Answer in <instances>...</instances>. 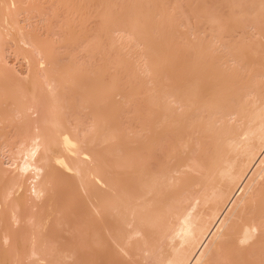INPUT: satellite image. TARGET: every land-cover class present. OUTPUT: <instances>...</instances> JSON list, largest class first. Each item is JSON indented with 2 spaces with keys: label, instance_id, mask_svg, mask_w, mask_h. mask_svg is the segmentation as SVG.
Instances as JSON below:
<instances>
[{
  "label": "bare ground",
  "instance_id": "bare-ground-1",
  "mask_svg": "<svg viewBox=\"0 0 264 264\" xmlns=\"http://www.w3.org/2000/svg\"><path fill=\"white\" fill-rule=\"evenodd\" d=\"M40 1L0 0V130H2L0 132H3V134L0 133V139H3L0 150V158L3 160L0 163V219L6 213L12 221V226L18 227L22 222V208L28 203L26 210L28 213L25 217L27 219H24L26 222L28 220L27 223L32 229H29L28 240L27 237L25 238L27 244L23 251V262L65 264L74 259L72 257L77 250H82L84 253L85 248H87V261L92 259L90 262H93L99 257L101 260L103 256L106 258L110 249L114 247H116L113 249L114 253L120 249L126 252L123 255L127 257L129 250L126 251V248L128 247L130 251L132 250L129 254L132 255L134 252L138 255L139 253L140 264L141 261L142 264H264V65L248 66V63L252 62H247L248 58L256 55L260 47H264V0H225L226 8L221 5V0L219 5L217 4V13L212 14L214 18L208 16L212 19L208 18L206 22L203 19L205 24L199 31L200 35L192 41H184L186 43L183 44L181 53H175L172 47L174 54L167 57V62L164 60L165 55L160 51L166 40L164 43L162 41V44L158 41L157 44L154 41V35L152 36L156 31L160 33L158 30L166 21L162 18L155 24V15L158 14L155 13V9L159 12L155 7L157 0H142L146 1V4L137 1L134 5L126 4V2L123 4L122 1V4L117 5L118 3L112 2L114 0H70L72 9L68 8V0L65 1L68 4L66 3L67 6H64V9L66 7L68 11L70 9L72 16L80 13L81 23L86 21L84 20L86 15V18L90 17L88 12L102 9V11L98 10L100 13L98 11L95 13L100 26L99 34L96 30L98 35L95 34V38L90 37L91 40L94 39L93 43L89 44L92 47L89 48L92 49L91 52L102 50L101 41L105 39L109 42L110 48L115 46L117 51H121L123 45L126 48L128 46L138 48L139 45H143L145 50L143 58L146 56L150 61L142 63L145 67L144 73L149 75L151 82H149L151 87H149L148 110L144 112L141 119H144L143 125L140 123L143 131L131 137L129 130L128 134L131 138L128 135L123 138L120 137L118 129L115 130L117 126L114 129L110 125L107 134H103L104 130L99 132L97 129L98 131L93 133V142L90 139L91 146L95 143L92 148L88 144L90 142L88 135L86 136L88 141L81 137L79 141L77 131L74 133L78 138L72 133L76 128L74 127L76 125L72 123L75 117L69 115L73 111L72 107L70 112L73 104L67 103L69 97L67 96L65 100V93H70L73 89L71 85L67 90L65 89L62 82L64 75L61 74L67 73L70 75L68 77L72 75L68 73V70L60 74L62 70L56 72L57 69L52 68L51 65L54 63L51 57L54 47L50 43L53 42H50L48 38L50 43L47 42V45L44 39L40 40L38 36L41 34L37 36V30H34L35 34L33 31L30 32L31 26L28 24L30 31L26 32L27 25L23 27L24 24H20L23 21L18 20L30 11L31 13L40 12L42 10L40 8L43 7ZM61 1L64 2L60 0L58 4ZM162 3L161 1L163 6L164 3ZM13 4L16 7L13 8ZM86 9L87 14H85ZM166 11L165 13L168 14ZM68 14L70 16L69 12ZM81 15L85 16L81 18ZM161 15L163 17V14ZM167 17L168 15L166 16L168 21ZM74 20H72V23L75 22L74 27L71 22L66 21L67 25L63 24L64 32H60L65 33L66 41H69L67 46L77 39V42L90 40L86 32L87 27L84 29L85 25L81 27L79 21ZM78 25L82 31L78 29ZM75 27H78L79 31L73 30ZM110 32L115 34L114 37L109 35ZM157 39L155 37V40ZM6 40L15 43L17 50L15 54L17 53L25 60L28 66L24 73L25 77L19 76L20 74L14 70L9 71L13 67L12 65L9 67V63L5 62L3 44ZM83 44L82 46L88 50L86 43ZM170 45L168 44L167 47L165 43V48L168 49ZM79 48L82 47L79 46ZM86 50L85 54L90 55ZM102 51L96 53L100 55ZM126 52H124L125 55ZM115 53L114 50L113 55ZM116 54L119 57L115 60L116 62H112L115 70L120 64H124L123 61L120 63L123 59L120 54L118 52ZM113 58L115 56L111 59ZM139 58L142 59V56ZM139 62L141 64L143 59ZM165 62L164 67L162 64ZM112 63L109 65L106 61L105 64L114 68ZM139 64L133 65L137 67ZM6 65L8 68L5 67ZM124 67L122 69H125ZM127 68L126 72L130 71ZM73 69L72 73L75 72ZM77 69L80 72L79 68ZM122 69L117 70L122 71ZM84 70L86 71V68L82 71ZM138 70L143 71L141 68ZM106 72L109 73V71ZM119 72H117L118 75ZM80 73V77L85 76L83 74L85 72L81 73L82 76ZM103 73L105 72L98 71V76L100 77ZM118 75L114 77L119 79ZM98 76L95 80L93 79L92 85L88 84L94 87L91 88L92 90L89 91L88 87L84 86L87 87L83 93L87 92L82 93L85 96L82 102L85 106H89L86 104L90 100L94 104L103 103L101 106L104 107L108 98L112 97L111 94L121 88L115 87L117 85L115 83L119 82L118 79L115 82L116 79L111 80V78L108 84L106 82L108 79L103 80L105 83L103 85ZM78 84L80 86L82 83ZM73 85L75 87V84ZM136 85L134 88L128 87L135 89ZM137 90L132 91L131 94L135 95ZM129 92L127 90V93ZM105 99H107L105 103L102 102ZM120 100L119 97V102ZM110 104L109 106L105 104L110 111L107 112L106 118H103L111 121L118 110L115 108L118 104H113L114 107ZM78 107H75L76 110ZM102 108L101 112L108 109L102 110ZM79 111L80 109L77 113ZM101 112L98 113L100 117L103 114ZM210 112L214 114L215 119L208 120V116L201 118L203 113L209 115ZM77 121L78 119L76 123H79ZM80 124L82 123H79V126ZM201 124L205 130L211 128L210 146L200 160L192 159L184 165V169L193 174L188 179L185 172L169 170V167L159 160L158 152L161 153V145L170 139L171 141L175 139L180 149H183L186 143L183 141L181 132L186 134V130H190V127L193 126L194 129L196 125L201 126ZM71 126L72 129L69 128ZM97 126L99 122L94 127ZM8 130L11 136L6 133ZM170 134L175 136L170 138ZM9 136L17 142L13 140L15 144L12 143ZM84 141L85 144L80 143ZM173 145L171 147L176 146V144ZM178 149L175 147L172 151L176 150L177 153ZM169 158L167 155L166 159L169 160ZM181 185L182 191L175 193V189ZM82 195L86 200L82 202L83 205L87 204L82 211H86L87 215L81 214V224L75 225L72 222L75 225L73 228L76 227L79 234H76L78 236L75 237V242L73 239L74 244L70 246V250H66L70 244L67 245L65 241L66 246L63 244L61 246L66 249L61 248L63 252L57 250L60 245L58 247L54 245L56 242L53 236H48L47 229L54 225L51 223L53 220L59 222L62 227L65 210L71 208L76 199H81ZM42 210L48 211V214L41 218L37 215V211L42 213ZM55 212H58L59 217L54 216ZM78 218H80L79 215ZM67 222L63 223L66 227ZM72 229L71 233L74 235ZM23 233L21 232L20 235ZM2 237L4 242L2 247L5 248V245L12 241L13 235L6 231ZM103 251L106 253L103 254ZM10 254L13 264H21L20 259L17 258L16 249H12ZM118 256L122 257V255ZM77 259L73 262L75 263ZM0 264H2L1 261Z\"/></svg>",
  "mask_w": 264,
  "mask_h": 264
},
{
  "label": "rangeland",
  "instance_id": "rangeland-1",
  "mask_svg": "<svg viewBox=\"0 0 264 264\" xmlns=\"http://www.w3.org/2000/svg\"><path fill=\"white\" fill-rule=\"evenodd\" d=\"M40 1V0H39ZM47 1V2H46ZM51 1V0H50ZM50 1L49 0H42V2H41V4L40 5H42L43 7H44V9H43V7H39L40 9H42V10H40V12H35V11H33L32 13H31V11L26 15H23L22 17H20V18H18V20L20 21V22H22V23H20L21 25L22 24H24V25H22L23 27H25V25H29V26H31V29H30V27H28V25L26 26V28H25V31L27 32L29 29L31 30H29L30 32H32L33 31V34H35L34 32L36 31V35L38 36V35H40V36H38V37H40V40H42V39H44V42L46 41V44H47V42H49V40H50V42H53V43H50V45L51 46H53L54 47V50H53V52H52V63H54L53 65H51L52 66V68H55V70L57 69V71L56 72H60L61 70V72H60V74L61 73H65V72H67L66 70H68V73H70L72 76V78L71 77H68V76H70L69 74L67 75V73H65V74H61L64 78H66V77H68V78H66L65 80H64V78H63V83H64V86H65V89L67 90V88H68V86L69 85H71V87H72V91L69 93V92H67V94L65 93V100L67 99V96L69 97V101H67V103H69L70 105L71 104H73L72 106H71V108H70V112H71V109H72V107H73V115H72V112L71 113H69V115H71L72 117H75L74 118V120L72 119V117H70L72 120V123H74V125H76V126H74V127H76L75 129H74V127H73V129L75 130H73V132L72 133H76V131H77V134H78V136H79V138H78V136L76 137L75 136V133H74V136L76 137V138H78L79 139V141H80V137L81 138H85V140L86 141H88V140H92V138H93V136H94V134L93 133H95L96 131H98L99 130V132H101V131H103L104 133L103 134H105L106 132H108V130H110V128H109V126L111 125V127H113L114 129L116 128V126H117V128L115 129V130H117V131H119V134L121 135L120 137H123V138H125V136L126 135H128L129 136V134H131L130 136L131 137H133V135H137L141 130L143 131V127L141 126V124L143 125V120H141L142 118H143V116H144V112H146L147 110H148V106H147V103L149 102V97H150V88L149 87H151V82L149 81V75L147 74V73H144L145 71L143 70V68L145 69V67H143L144 66V64H142V63H147V62H150L149 61V59H148V57H144L143 58V56L145 55V54H143L144 52H145V50H143V45L142 46H140L139 45V47L138 48H136V47H133V46H131L132 48H130L129 46L126 48L124 45H123V47H121L122 48V50L121 51H123V52H121L120 50H116V47L114 46V47H111L110 48V44H109V42H107L105 39H102V41H101V43H102V47L105 49H103L102 48V50L100 49V50H97V51H95V50H93V51H95L94 52V54H92L93 53V51L91 52V50L92 49H89V48H92V47H90L89 46V44H92L93 43V41L92 40H94V39H92L91 40V36L92 37H96V35H98L99 33V24H100V21L98 20V18H97V16H96V12L99 10V9H97V10H94L93 12H91L90 10V12H88L89 13V15H90V17L89 18H86L87 17V15H86V17H84L85 19L84 20H86L85 22H82V23H84L83 25H81L82 23L80 22V20H79V18H80V13H76L77 15H78V17H77V15H75V14H73L74 16H72L71 15V11H70V9H72V6L70 5V2L72 1H70V0H68V2H69V4H68V2H65V1H67V0H64V2L63 1H61V2H59L60 4H58V1H60V0H58L57 1V3H55L56 2V0H52L51 1V3H50ZM112 1V0H111ZM121 1H122V3L123 2H126V4H130L131 3V5L133 4L134 5V2H137V1H139L138 3H140V1H142V0H114V1H112V2H115V3H118L117 5H119L120 3H121ZM144 1V0H143ZM142 1V2H143ZM161 1L164 3H162L163 4V6L161 5ZM225 1V0H224ZM223 0H222V6H223V8L226 6V1L224 2ZM46 2V3H45ZM74 2V1H73ZM146 2V1H145ZM145 2H143V3H145ZM158 2H160V3H158ZM216 2H218V3H216ZM221 2V0H157L156 1V4H157V6L158 7H160V9L157 7V6H155L157 9H158V11L159 12H157L156 11V9H155V13H158V14H156L155 15V24H156V22L157 23H159L160 21H161V19L163 18H165L164 20H166L167 21V19H166V16L168 15V21H167V23H166V21H165V23L164 24H166V25H168L167 27L164 25V24H162V26H160V29L158 30V31H160V33L159 32H157V34L159 33V36H158V39H157V36H156V32L155 33H153L152 34V36L154 35V41H156L155 43H157L158 41H160L161 42V44H162V41H163V43H164V41H165V43H166V46L168 47V44L170 45L169 46V48L167 49V47L165 48V43L161 46V47H163L162 49H161V47H159V49H161L160 51L162 52L161 54H163V55H165V57L166 58H164V60H168V58L167 57H169V55L171 56L172 54H174V49H175V53H181L182 52V50H183V44H185L186 42H184V41H192V40H194L195 39V37H198L200 34L199 33H201V32H199L201 29H202V25H204L205 24V22L206 21H208L207 19L209 18V17H212V18H214V16L213 15H215V13H217L216 12V10L218 9L217 8V6L219 5V3ZM223 2H224V4H223ZM53 3H55V4H53ZM63 3V4H62ZM66 3L68 4V8H70L69 9V11L67 10L68 8L66 7L65 9H64V6H67L66 5ZM121 3V4H122ZM137 3V4H138ZM228 3V2H227ZM74 4H76L77 6H78V4L77 3H75L74 2ZM124 4V3H123ZM146 4V3H145ZM218 4V5H217ZM52 5V6H51ZM54 5V6H53ZM58 5H60V6H58ZM75 5V6H76ZM144 5V4H143ZM39 6V5H38ZM123 7H124V5H122ZM128 6V5H127ZM145 6V5H144ZM228 6V5H227ZM54 7V8H53ZM63 7V8H62ZM161 7H162V9H161ZM167 9H166V8ZM50 8H52V9H50ZM80 8V7H79ZM101 8V7H100ZM116 8H118V7H116ZM226 8V7H225ZM162 12H161V11ZM166 12H168V14H166L165 13V11ZM66 11V12H65ZM85 11V10H84ZM99 11H102V9H100ZM98 11V13H100ZM115 11H117V10H115ZM125 11V10H124ZM164 11V12H163ZM41 12H43V13H41ZM68 12L70 13V16H69V14H68ZM225 12H226V10H225ZM31 13V14H30ZM40 13V14H39ZM84 12H82V14H83ZM91 13V14H90ZM30 14V15H29ZM36 16H35V15ZM40 16H39V15ZM42 14V15H41ZM85 14H87V9H86V12H85ZM161 14H163V17H162V15ZM170 14V15H169ZM206 14V15H205ZM208 14V15H207ZM213 14V15H212ZM44 15V16H43ZM98 15V14H97ZM160 17H159V16ZM24 16H26V17H24ZM33 16V17H32ZM43 16V17H42ZM83 16H85V15H81V18L83 17ZM93 16V17H92ZM165 16V17H164ZM170 16V17H169ZM209 16V17H208ZM31 17V18H30ZM36 17V18H35ZM41 17V18H40ZM204 17V18H203ZM23 18H25L24 20H23ZM29 18H30V20H29ZM76 18L77 20H74V19ZM96 18H97V20H96ZM170 18V19H169ZM212 18H209L210 20L212 19ZM52 19V20H51ZM157 19V20H156ZM160 19V20H159ZM203 19H205V22H204V20ZM17 20V21H18ZM22 20V21H21ZM26 20V21H25ZM46 20H47V22H46ZM49 20H50V22H49ZM72 20H74V21H79V23H80V26L82 27V26H84V29L87 27V31L86 32H88L87 34H88V39H90L91 40V43H90V40H87V37H86V39H84L86 42H82L81 40H79V42H77V40H75L73 43H72V41L70 42V44L72 43L73 44V46L71 47V45H69V46H67V44H69V41H66L67 39H66V36H65V33H60V32H64V26L65 25H67L66 23L67 22H71L72 23ZM170 20V21H169ZM42 21V22H41ZM52 21V22H51ZM67 21V22H66ZM203 21V22H202ZM25 22V23H24ZM29 22V23H28ZM65 22V23H64ZM32 23V24H31ZM47 23V24H46ZM74 23V26H75V22H73ZM73 23H72V26H73ZM78 23V22H77ZM78 23V24H79ZM162 23H163V21H162ZM63 24H65V25H63ZM50 26V27H49ZM53 26H54V28H53ZM73 26V27H74ZM76 26H77V24H76ZM79 25H78V27H75L73 30H75V31H79V30H77V28L78 29H81V27H80ZM40 27V28H39ZM64 27V28H63ZM167 29H166V28ZM201 27V28H200ZM32 28H33V30H32ZM40 29V30H39ZM53 29V30H52ZM83 29V30H84ZM166 29V30H165ZM35 30V31H34ZM39 30V31H38ZM96 30H97V33H96ZM162 30V31H161ZM81 31H82V29H81ZM80 31V32H81ZM165 33H164V32ZM38 32H39V34H38ZM55 34H54V33ZM95 32V33H94ZM49 33V34H48ZM76 33V32H75ZM78 33V32H77ZM85 33V30L83 31V34ZM189 33H191V34H189ZM195 33H197V35L195 34ZM53 34V35H52ZM79 35H80V33H78ZM82 34V33H81ZM86 34V35H87ZM93 34V35H92ZM96 34V35H95ZM163 34H164V36H163ZM193 34V35H192ZM49 35V36H48ZM64 35V36H63ZM109 35H112L113 37H114V35L115 34H111V32H110V34ZM195 35V36H194ZM112 36H111V38H112ZM162 36V37H161ZM46 37V38H45ZM54 37V38H53ZM104 37V36H103ZM155 37H156V39L157 40H155ZM160 37V38H159ZM48 38H49V40H48ZM65 38V39H64ZM105 38V37H104ZM188 40H187V39ZM47 39V40H46ZM161 39V40H160ZM63 40V41H62ZM83 40V41H84ZM170 40V41H169ZM7 41H9V40H6V42L4 41V43L5 44H3L4 46V51H3V54H5L4 55V57H6L5 58V62H6V64H8V66L10 65H12V67H13V69H10L9 71H11V70H14V71H16L18 74H20L19 76H21V77H25V75H24V73L26 72V69H27V64L25 63V60H23L22 59V57L20 56L19 57V55H17V53L15 54V52H17V50H16V47H15V43L14 42H7ZM43 41V40H42ZM43 42V43H44ZM67 42V43H66ZM87 42H88V44H87ZM56 43V44H55ZM62 43V44H61ZM64 43H65V45H64ZM75 43V44H74ZM76 43H78V44H76ZM80 43H82L81 45H80ZM83 43H86L85 44V46L87 45V46H89V47H87L86 46V48L88 49V50H90V51H88V50H86L82 45H84ZM100 43V44H101ZM104 43V44H103ZM106 43V44H105ZM159 43V42H158ZM157 43V44H158ZM160 44V45H161ZM175 46H177V47H175ZM13 45V46H12ZM48 45V44H47ZM58 45V46H57ZM64 45V46H63ZM75 45V46H74ZM60 46V47H59ZM77 46V47H76ZM79 46L80 47H82L81 49L79 48ZM105 46V47H104ZM122 46V45H121ZM156 46H159V45H156ZM55 47H56V49H55ZM58 47V48H57ZM171 47V48H170ZM172 47H174V49H172ZM13 48H14V50H13ZM84 48V49H83ZM101 48V47H100ZM108 48V49H107ZM120 48V47H119ZM140 48H141V50H140ZM179 49V50H177V49ZM80 49V50H79ZM157 49V48H156ZM158 49V50H159ZM180 49H181V51H180ZM260 50L256 53V55L254 56V57H250V58H248V61L247 62H252V63H248V66H253V65H264V47H260L259 48ZM85 50L87 51V53H89L90 55H88V54H85L86 52H85ZM112 53H110L109 51ZM115 50V52L117 53H119L120 54V56H121V58H123V59H121V58H119V60L121 59V61H120V63L122 62V63H129L127 66H128V68H127V66H126V64L124 65V64H120L119 66H118V68H116V70L117 69H122L124 66H126V67H124L125 69H122V71H123V73H122V71H116L115 70V66H114V63H112L113 61H115L119 56H117V54L115 53L114 55H113V51ZM128 50V51H127ZM132 50L135 52H132ZM164 50H166V51H164ZM169 50V51H168ZM14 51V52H13ZM83 51H84V53H83ZM98 51H102V52H100V55H98L97 53H98ZM120 51V52H119ZM127 51V52H126ZM143 51V52H142ZM172 51V52H171ZM177 51V52H176ZM97 52V53H96ZM124 52H126L127 54L125 55V53ZM163 52H165V53H163ZM166 52H167V54H166ZM107 53H109V54H111L110 56H109V54H107ZM131 53V54H130ZM8 54V55H7ZM106 54V55H105ZM123 54V55H122ZM134 55H135V58H134ZM137 55V56H136ZM167 55V56H166ZM109 56V59H111L112 58V56L114 57L115 56V58H113V59H111V61L109 60V59H107V57ZM125 58H124V57ZM133 56V57H132ZM142 56V59H143V62H141V64H139L140 62V60L142 61V59L141 58H139V57H141ZM128 57H129V59H128ZM131 57V58H130ZM136 57H137V59H136ZM102 58V59H101ZM135 60H134V59ZM107 59V60H106ZM128 59V60H127ZM139 59V60H138ZM152 59H153V56H152ZM151 59V60H152ZM110 61V63H109V61ZM137 60V61H136ZM167 60H166V62H167ZM106 61H107V63L109 64V65H111V63H112V66H114V68L112 67V68H110V66H107L108 64H105L106 63ZM130 61V62H129ZM137 63H136V62ZM145 61V62H144ZM104 62V63H103ZM116 62V61H115ZM160 62H161V60H160ZM166 62H165V64H162L164 67L166 66ZM100 64H102V65H100ZM105 64V65H104ZM133 64H139V65H137V67H138V69L139 68H141V70H143V71H141V72H143V73H141V72H139L140 70H138L137 69V67L135 66V65H133ZM162 65H160V66H162ZM9 66V67H10ZM56 66V67H55ZM97 66H99V68L97 67ZM109 67V69H107V67ZM123 66V67H122ZM130 66V67H129ZM132 66H133V69H132ZM163 66L161 67V68H163ZM6 68H8L7 67V65L5 66ZM64 67H66V68H64ZM101 67V68H100ZM106 67V68H105ZM74 68V69H73ZM77 68H79V70H80V72L81 73H83V72H85V73H83L85 76L84 77H80V75H79V73L80 72H78V69ZM85 69L86 68V71L84 70V71H82L83 69ZM96 68V69H95ZM126 68L127 69H129L130 71H128L127 70V72H126ZM131 68V69H130ZM138 70V72H137V70ZM72 69L73 70H75V72L74 73H72ZM95 69V70H94ZM102 71H101V70ZM104 69V70H103ZM107 69V70H106ZM60 70V71H59ZM94 70V71H93ZM99 72H105V73H103V74H107V75H101L100 77L98 76V71ZM109 71V73L108 72H106V71ZM90 71H92V72H90ZM136 71V72H135ZM77 72V73H76ZM89 72V73H88ZM95 74H94V73ZM116 72V73H115ZM117 72H119V75H118V73ZM132 72H134V73H132ZM80 73V74H81ZM88 73V74H87ZM93 73V74H92ZM120 73L122 74V75H120ZM124 73H126V74H124ZM114 74V75H113ZM118 75V77H119V82H117V79H116V75ZM124 74V75H123ZM128 74H130V75H128ZM76 75H78V77L76 76ZM87 75H89V76H87ZM96 75V76H95ZM109 75V76H108ZM127 75V76H126ZM147 75V76H146ZM81 76H82V74H81ZM95 76V77H94ZM98 76V78L99 79H101L102 80V82H103V85L105 84L104 83V81L103 80H107L106 82H107V84H108V82H109V79H111V80H113V78H115L116 79V81L115 82H117V83H115V84H117V85H115V87L117 86V89H119V87H121L119 90H121V91H119V90H117L116 91V93L114 92L113 94H115V95H113V94H111L112 95V97L110 96V98H108V100H111V101H108L107 99H105V100H103L102 102H104L105 103V101H106V103L105 104H107L108 106H109V104L112 106L113 104L114 105H116V104H118V105H116L115 106V108H117L118 110L115 112L116 114L113 116V118H111V121L109 120V119H104V118H106L105 116L107 115V112L109 113V111H110V109L108 108V107H106L105 106V104H104V107L103 106H101V105H103V103H99L98 104V102H96L95 104H94V102L93 101H90V100H88L89 101V103H87L86 105H89V106H85L82 102H84V100H85V96L83 95V94H85L86 92H84L83 93V91L84 90H86V88H87V90L89 89V91H90V89L91 88H94V87H90L93 83L92 82H94V80L96 79V77ZM114 76H116V77H114ZM121 76V77H120ZM122 76H124V78L122 77ZM137 76V77H136ZM140 76V77H139ZM101 77H103V79L101 78ZM105 77V78H104ZM134 77H136V78H138V79H136V78H134ZM69 78H71L70 80H69ZM75 78V79H74ZM81 78H82V80H84V82L81 80ZM85 78V79H84ZM91 78V79H90ZM122 80H121V79ZM126 78V79H125ZM88 79V80H87ZM94 79V80H93ZM127 79H130V80H127ZM141 79V80H140ZM143 79V80H142ZM66 80H68V82H65ZM81 80V81H80ZM90 80V81H89ZM93 80V81H92ZM124 80V81H123ZM127 80V81H126ZM136 80V81H135ZM139 80V81H138ZM70 81H71V83H70ZM76 81H78V82H76ZM87 81V82H86ZM130 81V82H129ZM121 82V83H120ZM130 83V85H128L129 83ZM132 82V83H131ZM142 82V83H141ZM148 82V83H147ZM150 82V83H149ZM78 83H82V84H80V86H79V84ZM84 83V84H83ZM92 83V84H91ZM110 83V82H109ZM136 83H137V85H136ZM144 83V84H143ZM145 83H146V85H145ZM73 84H75V87H74V85ZM88 84H91L90 86L88 85ZM132 84H134V85H136V87H135V89H133L134 88V85H132ZM81 85H83V86H81ZM139 85V86H138ZM78 86V87H77ZM84 86H87V87H84ZM125 86V87H124ZM128 86H131V87H133V88H131V87H128ZM138 86V87H137ZM83 88H85V89H83ZM125 89V91H124V89ZM133 89L132 91H136L137 89V92L135 93V95H133V94H131L132 93V91H131V89ZM137 88V89H136ZM140 88V89H139ZM143 90H142V89ZM148 88V89H147ZM82 89V90H81ZM116 89V88H115ZM75 90H77V91H75ZM80 90H81V92H80ZM92 90V89H91ZM127 90L128 91H130L129 93H127ZM140 90V91H139ZM148 90V91H147ZM94 91H95V89H94ZM96 91H97V89H96ZM75 92V93H74ZM92 92V91H91ZM83 93V94H82ZM120 93V94H119ZM69 94H70V96H69ZM127 94V95H126ZM129 94V95H128ZM139 94V95H138ZM148 94H149V96H148ZM76 95V97H74ZM79 95V96H78ZM84 97H83V96ZM121 95V96H120ZM133 95V96H132ZM89 96V95H88ZM88 96H87V98H88ZM132 96V97H131ZM144 96H147V97H144ZM80 99H79V98ZM119 97L121 98V100H120V102H119ZM71 98H72V100H71ZM115 98V99H114ZM129 98V99H128ZM145 100H144V99ZM74 99H75V102H74ZM118 101V103H116ZM144 101V102H143ZM145 101H147V102H145ZM114 102V103H113ZM75 103V104H74ZM113 103V104H112ZM69 104H66L67 106L69 105ZM121 104V105H120ZM146 104V105H145ZM77 105V106H76ZM94 105V106H93ZM120 105V106H119ZM79 106V107H78ZM82 106V107H81ZM84 106V107H83ZM96 106V107H95ZM75 107H78V109L76 110V108ZM103 107V108H102ZM112 107H114V106H112ZM119 107H120V109L122 110V111H119L120 109H119ZM87 110V112L84 110ZM102 108V110L103 109H106V108H108L106 111H102L101 112V109ZM80 109V111L78 112L79 114H80V112H81V114L80 115H78V113H77V111ZM100 110V111H99ZM119 111V112H118ZM100 112L101 113H103V114H101V117L98 115V113L100 114ZM104 112H105V114H104ZM95 113V114H94ZM75 114V115H74ZM119 114H121V115H119ZM208 116V117H207ZM77 117V118H76ZM98 117V118H97ZM104 117V118H103ZM107 117H109V115L107 116ZM202 117H204V118H206L207 117V119L208 120H211V119H215V116H214V114L213 113H209V115H208V113H203L202 114V116H201V118ZM79 120V121H77V122H79V123H82V124H80L81 126H79V123H76V120ZM98 119V120H97ZM119 119V120H118ZM203 119V118H202ZM108 120V121H107ZM140 120H141V122H140ZM206 120V119H205ZM71 121H70V123H71ZM75 121V122H74ZM81 121V122H80ZM137 121V122H136ZM94 122H96V123H98L99 122V126H97V127H94L95 126V124L96 123H94ZM120 122V124H118ZM132 122H134V123H132ZM200 122V121H199ZM198 122V123H199ZM71 123V124H72ZM103 123V124H102ZM108 124V126H107V124ZM111 123V124H110ZM136 123V124H135ZM138 123V124H137ZM141 123V124H140ZM198 123H196V124H198ZM201 123V122H200ZM200 123H199V125H200ZM70 124V125H71ZM93 124V125H92ZM102 124V125H101ZM133 124V125H132ZM135 124V125H134ZM73 125V124H72ZM137 125V126H136ZM77 126H79V127H77ZM115 126V127H114ZM120 126V127H119ZM195 126V125H194ZM137 127V128H136ZM138 127H140V129L138 128ZM0 128H1V125H0ZM70 129H72V126L71 127H69ZM133 128V129H132ZM135 128V129H134ZM192 128V129H191ZM98 129V130H97ZM114 129H113V131H114ZM137 129H139V130H137ZM184 130H186V128H183ZM188 129V128H187ZM81 132H80V131ZM129 130H130V133H129ZM134 131V132H132V131ZM0 131H2V130H0ZM72 131V130H71ZM124 131H125V133H124ZM127 131V132H126ZM138 131V132H137ZM187 132H186V134H185V132H181V135L183 134V141L186 143V145L184 146L185 147V149H184V147H183V149H180V147H179V145L177 144V142H176V140L175 139H172V141H171V139H170V141H168L167 142V140H166V142H164L162 145H161V153H159L158 152V156H159V160L160 161H162L164 164H166L168 167H169V170H174L175 172H185L186 174H185V176L186 177H188V179H189V177H192V175L193 174H191L190 172L188 173V171L186 170V169H184V165H186L187 163H189V161L190 160H200L202 157H203V155L208 151V147L210 146V141H211V136H210V131H211V128H209V130L207 129V130H205V128H204V126H202V124H201V126H198V125H196V128H194L193 129V126L192 127H190V130L188 129V130H186ZM6 132V131H5ZM123 132V133H122ZM1 134H3V132H0ZM8 135H10L11 136V134L9 133V130L6 132ZM129 133V134H128ZM134 133V134H133ZM142 133V132H141ZM76 134V135H77ZM107 134V133H106ZM140 134V133H139ZM88 135V140H87V138H86V136ZM92 135V136H91ZM123 135V136H122ZM171 135V136H170ZM169 135V137L170 138H172V137H174L175 135L174 134H170ZM9 136V137H10ZM13 136V135H12ZM85 136V137H84ZM127 136V137H128ZM129 136V138H131ZM126 137V138H127ZM11 138V137H10ZM122 138V139H123ZM129 138H128V140H129ZM12 139V138H11ZM77 139V140H78ZM13 140L15 141V142H17V140H15V139H12L11 141H12V143H14L13 142ZM91 140H90V142L88 143V144H90L91 143ZM173 140H174V142H173ZM182 140V139H181ZM81 141H83V139L81 140ZM92 142H93V140H92ZM0 150H1V147H2V143H3V139H0ZM80 143H84L85 144V141L84 142H80ZM171 143H172V145L173 144H176V148L178 149L177 151V153H176V150L174 151L176 154H174V152L172 151L175 147H171L172 145H171ZM15 144V143H14ZM92 145L94 146L95 145V143L93 144L92 143ZM81 146H83V145H81ZM88 146V145H87ZM90 146H91V144H90ZM93 146H91V148L93 147ZM174 146V145H173ZM83 147H85V146H83ZM97 147V146H96ZM95 147V148H96ZM102 147V146H101ZM88 148H90L89 146H88ZM173 148V149H172ZM172 149V150H171ZM182 150V151H181ZM167 152H168V154H167ZM167 155H169V160H167L166 158H167ZM3 160L0 158V163L2 162ZM3 167V166H2ZM177 174H175V176H176ZM182 189H183V186L181 185V187H178L177 189H175V193H178V192H181L182 191ZM79 195H81L80 193H78ZM80 197H82L81 199H84V200H81V199H76V201H75V203H74V205L73 206H71V208L69 209V208H67L68 210H65L66 212H65V215L63 214L64 213V211L62 210V214H63V217H64V222L63 221H61V222H63V223H65V221L68 223V225H67V227H66V224H65V226H64V224L62 223V227L59 225V222H57V221H51V223L52 224H54V225H52L51 227H49L48 229H47V232L46 233H48V236H53V238H54V242H56L54 245H56L57 247H58V249H57V247H56V249L57 250H61V248H62V246H61V244H63L64 245V241H65V243L67 244V245H69V247H67L68 249H66L65 247H63L62 249H66V250H70L71 249V245L72 244H74V242H75V237L77 238V236L78 235H76V234H79V232L78 231H76V227L75 228H73L75 225H76V223H77V225L78 224H81V221H82V219H81V214H83V215H87V213H86V211L84 212V211H82V209L84 208V205L86 206L87 204L85 203L84 205H83V203L84 202H86V200H85V198L83 197V195L82 196H80ZM78 198V197H77ZM81 200V201H80ZM63 201V200H62ZM61 201V202H62ZM84 201V202H83ZM83 202V203H82ZM77 204V205H76ZM81 204L83 205V206H81ZM27 207H28V203H27V205H24L23 206V208H22V215H23V217H22V219H21V221L23 222H21V225H19L18 227H15V226H12V221L10 220V218H9V216L6 214V213H4V215H3V218L2 219H0V261H1V263L2 264H13V259H12V256H11V250L12 249H16L17 250V258L18 259H20V262H21V264H27V262H23L24 260L22 259L23 257H24V253H23V251H24V249H25V245L27 244V240H28V234L30 233V231H29V229L31 230L32 228L29 226V223H27L28 222V220H27V222H26V220L25 219H27V218H25L26 217V214L28 213L26 210H27ZM78 210H77V209ZM72 209V210H71ZM74 209H76V210H74ZM35 211V210H34ZM43 212V214H45V215H43L40 211L38 212L37 211V215H39V216H41V218L42 217H45L46 216V214H48L47 212H44V210H42ZM57 211H58V208H57ZM68 212V213H67ZM72 212V214L70 215V213ZM50 213V212H49ZM57 213L58 212H55V214H54V216H56V217H59V216H57ZM85 213V214H84ZM36 214V213H35ZM62 214H61V216H62ZM68 214V215H67ZM75 214V215H74ZM59 215V214H58ZM78 215H79V217L80 218H78ZM66 216H67V218H66ZM70 216H72V217H70ZM73 216H74V219H73ZM38 217V216H37ZM69 217V218H68ZM80 220H78L77 221V218ZM85 217V216H84ZM25 218V219H24ZM70 218H72V219H70ZM76 218V219H75ZM82 218H83V216H82ZM67 219V220H66ZM68 219H70V220H68ZM24 220V221H23ZM11 221V222H10ZM77 221V222H76ZM72 222H74L75 223V225L72 223ZM79 222V223H78ZM71 223L73 224V226H72V228H71ZM24 224V225H23ZM61 224V223H60ZM23 225V226H22ZM25 226V227H24ZM26 227H27V229H26ZM30 227V228H29ZM60 227V228H59ZM12 228V229H11ZM69 228H70V230H69ZM63 229V230H62ZM71 229L74 231H72L73 233H74V235L71 233ZM64 230L66 231V232H64ZM3 231H7L8 233H10L11 235H13V238H12V241H10V243L8 244V245H5V248H3L2 247V245H3V235L5 234V232L4 233H2ZM29 231V232H28ZM49 231V232H48ZM61 231H62V233H61ZM23 233L22 235H20V233ZM28 232V233H27ZM60 232V233H59ZM76 232H78V233H76ZM55 233V234H54ZM68 233V234H67ZM71 233V234H70ZM64 234V235H63ZM46 235V234H45ZM56 235V236H55ZM68 235H71V236H68ZM17 236H19V237H17ZM47 236V235H46ZM27 237V240L25 239ZM56 237H57V240H56ZM71 237H72V241H70L71 240ZM53 238H52V240H53ZM62 238V239H61ZM23 239V240H22ZM24 239H25V241H24ZM70 239V240H69ZM73 239H74V242H73ZM23 241V242H22ZM26 242V243H25ZM64 246H66V245H64ZM110 248H112V247H110ZM3 249V250H2ZM113 249H116V247H114ZM111 250L110 249V253H108V255L106 256V258H105V256H101L103 259L101 260V258L99 257V259L97 260V258L93 261V262H90L92 259L91 258H89V259H91V260H89V261H87V248H85V250H83L84 251V253L82 252V250H77V252H75V254L73 255L74 257H72V258H74L73 260L71 259V261L69 262V261H67V262H65V264H80V262H81V264H140V257H138V255H139V253H138V255L136 254H134V252H133V254L131 255V254H129V251H130V249H128V247L126 248V251L127 250H129V251H127L128 252V255H127V257H125L124 255V253H126V252H123V251H121L120 249H118L117 251V253H116V251H115V253H114V250ZM62 252H63V250H61ZM112 251H113V253H114V255H113V253H112ZM132 251V250H131ZM130 251V252H131ZM68 252V251H67ZM104 252L105 251H103L102 253L104 254ZM122 252V253H121ZM79 253H80V255H79ZM106 253V252H105ZM119 253V254H118ZM132 253V252H131ZM135 253H137V252H135ZM124 254V255H123ZM117 255V256H116ZM118 255H122V257H119ZM130 255V256H129ZM79 256H81V258L79 257ZM110 256V257H109ZM128 256H129V258H128ZM137 258H136V257ZM79 257V258H78ZM109 257V258H108ZM113 257V258H112ZM119 257V258H118ZM134 257V258H133ZM80 259L79 261H78V259ZM122 258V259H121ZM3 259V260H2ZM11 259H12V261H11ZM77 259V261H75V263L73 262L74 260H76ZM82 259V260H81ZM106 259V260H105ZM108 259V260H107ZM116 259V260H115ZM119 259V260H118ZM131 259V260H130ZM70 260V259H69ZM112 260V261H111ZM122 260V261H121ZM11 261V262H10ZM66 261V260H65ZM96 261V262H95ZM108 261V262H107ZM116 261V262H115ZM118 261V262H117ZM134 261V262H133ZM135 261H137V263H135ZM72 262V263H71ZM78 262V263H77ZM88 262V263H87ZM141 264H142V261H141Z\"/></svg>",
  "mask_w": 264,
  "mask_h": 264
},
{
  "label": "snow or ice",
  "instance_id": "snow-or-ice-1",
  "mask_svg": "<svg viewBox=\"0 0 264 264\" xmlns=\"http://www.w3.org/2000/svg\"><path fill=\"white\" fill-rule=\"evenodd\" d=\"M12 7L14 8V7H16V5L13 4Z\"/></svg>",
  "mask_w": 264,
  "mask_h": 264
}]
</instances>
